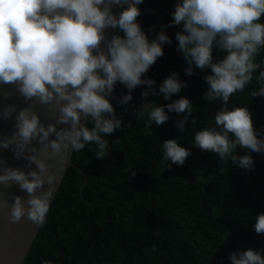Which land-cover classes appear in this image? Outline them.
<instances>
[{"label":"clouds","instance_id":"clouds-1","mask_svg":"<svg viewBox=\"0 0 264 264\" xmlns=\"http://www.w3.org/2000/svg\"><path fill=\"white\" fill-rule=\"evenodd\" d=\"M144 0H0V86L15 89L24 102L49 106L56 122L44 124L33 106L0 107V119H11L16 113L11 137L0 135V149H12L17 160H26L29 171L3 166L0 160V186L18 185L27 194V200L15 196L11 205L0 201V207H9V221L19 223L27 218L40 226L45 223L54 185L58 177L48 174L45 159L60 156L66 151L79 152L87 144H94L96 159L108 155L106 136L121 129L123 121L117 118L110 97L119 82L127 90L119 100L121 105L132 101L131 92L146 85L142 92L145 101L137 112V119L145 120V129L152 124L162 126L169 120L167 112L184 114L176 127L185 132V124L192 117V103L180 97L171 103L156 106L149 102L160 95L164 101L180 93L187 84L177 73L171 74L155 91L156 81L142 79L158 58L164 55L162 45L171 39L161 31L149 41L137 18L138 5ZM113 6H121L119 16ZM172 21L162 28L180 26L175 33L177 51L186 62L185 75L194 70L204 75L208 88L203 100L211 104L222 101L214 116L213 127L194 133V145L202 152H211L219 162L230 160L241 169L252 170L250 155L239 156L238 148L264 153V138H259L253 125V114L248 108L227 107L230 97L242 92L261 68L256 61L264 48V0H177ZM107 29H118L106 38ZM152 31V29H149ZM224 53L214 62L213 50ZM259 85L249 93L264 97V70L255 76ZM88 123L81 124L82 120ZM89 121L92 126L89 127ZM195 125V118L192 119ZM57 125H68L58 130ZM130 125V124H129ZM55 136V139L50 137ZM43 146L39 155L33 142ZM51 149L50 155L47 150ZM163 168L167 162L182 166L191 155L177 140H166L161 146ZM26 153H31L28 155ZM35 169H32V165ZM131 171V176H135ZM45 185L47 190L45 191ZM254 231L264 234V213L255 217ZM231 264H264V256L251 249L230 254ZM42 264H50L43 261Z\"/></svg>","mask_w":264,"mask_h":264},{"label":"trees","instance_id":"trees-1","mask_svg":"<svg viewBox=\"0 0 264 264\" xmlns=\"http://www.w3.org/2000/svg\"><path fill=\"white\" fill-rule=\"evenodd\" d=\"M176 3L144 0L138 5L137 22L149 41L161 31L172 41L162 45L164 55L142 79L155 80L157 93L173 73L188 85L169 101L151 93L148 97L156 106L181 96L189 99L192 117L185 132L176 127L184 114L167 109L169 120L146 130V117L137 119V112L145 102L142 92L149 89L137 87L131 92L132 101L121 105L119 100L129 93L118 82L109 99L123 124L105 137L108 155L97 160L94 144L72 153L73 167L66 170L22 264L45 260L50 264H231V253L249 249L264 256V234L254 231L255 217L264 213V153L238 148L237 155H250L254 161L253 169L247 170L230 160L221 164L213 153L195 147L194 133L215 126L214 116L223 102L203 100L208 88L204 75L210 70L195 69L193 76L185 75L187 65L175 39L182 25L162 28L171 23ZM116 34L123 36L118 29ZM213 51L214 62L223 58L224 53ZM255 62L261 68L253 81L231 96L227 107L248 108L258 137L264 138V97L249 95L259 87L255 76L264 70V48ZM172 139L191 155L182 166L167 162L162 168L161 146ZM131 171L136 175L131 176Z\"/></svg>","mask_w":264,"mask_h":264},{"label":"water","instance_id":"water-1","mask_svg":"<svg viewBox=\"0 0 264 264\" xmlns=\"http://www.w3.org/2000/svg\"><path fill=\"white\" fill-rule=\"evenodd\" d=\"M121 6H113L112 12L117 17L119 16ZM116 29H107L106 38L111 39ZM15 104L18 108H24L33 106L34 110L40 114L41 122L44 124L55 123L56 115L54 111H50L49 106H41L35 104V102L25 103L23 98L15 92L14 87L4 85L0 86V107ZM16 113H13L11 119L4 120L0 119V135L11 137L14 124H15ZM87 120H82L81 124H85ZM63 127H69L68 125H57L58 130ZM55 139V136L50 137ZM29 147H37L38 155L43 151V146L39 145L38 142L33 141ZM51 149L47 150V154L50 155ZM73 152L66 151L60 156L50 157L45 159V155H39L40 159H45V163L49 165L50 175L58 177L54 188V194L52 196L51 203L56 195V192L62 182L66 170L69 167H73L71 164V156ZM31 155V153H26ZM0 160L4 161L5 167L20 168L24 171L31 169L27 168V161L20 159L17 160L14 156L12 149H0ZM32 169H35V165H32ZM45 185V191L47 190ZM20 196L27 200V194L20 190L18 185L13 184L11 187L0 186V201H7L8 205H11L13 198ZM50 203V206H51ZM9 207H0V264H22L25 257L36 238L40 226L33 224L27 218H23L19 223H11L8 217Z\"/></svg>","mask_w":264,"mask_h":264}]
</instances>
